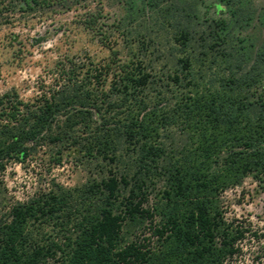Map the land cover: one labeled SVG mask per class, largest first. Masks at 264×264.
Here are the masks:
<instances>
[{
	"label": "trees",
	"instance_id": "trees-1",
	"mask_svg": "<svg viewBox=\"0 0 264 264\" xmlns=\"http://www.w3.org/2000/svg\"><path fill=\"white\" fill-rule=\"evenodd\" d=\"M119 1L109 23L84 18L108 58L62 56L31 96L0 93V174L42 177L0 214V264H228L241 251L249 230L222 195L264 184V4ZM71 150L84 177L66 186L52 173Z\"/></svg>",
	"mask_w": 264,
	"mask_h": 264
},
{
	"label": "rangeland",
	"instance_id": "rangeland-1",
	"mask_svg": "<svg viewBox=\"0 0 264 264\" xmlns=\"http://www.w3.org/2000/svg\"><path fill=\"white\" fill-rule=\"evenodd\" d=\"M13 1L0 0V93L15 88L21 96H31L42 68L62 56L87 53L98 61L110 56L109 46L84 28V18L88 10H100V21L111 22L122 12L119 0H77L69 9L56 7V0L32 9ZM254 1L257 7L264 4V0ZM207 2L211 11L218 13L223 8L220 1ZM250 34L259 40L261 32L255 27ZM110 45L123 57L120 43ZM76 157V151L67 152L61 166L53 170L54 178L66 186L84 177ZM40 178L32 166L8 165L0 174V214L32 193ZM222 202L225 217L249 230L240 242V253L228 264H261L257 256L264 255V184L248 177L242 185L226 190Z\"/></svg>",
	"mask_w": 264,
	"mask_h": 264
}]
</instances>
